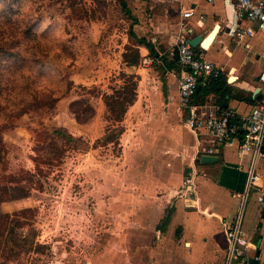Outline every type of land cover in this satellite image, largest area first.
Instances as JSON below:
<instances>
[{
	"label": "rangeland",
	"instance_id": "rangeland-1",
	"mask_svg": "<svg viewBox=\"0 0 264 264\" xmlns=\"http://www.w3.org/2000/svg\"><path fill=\"white\" fill-rule=\"evenodd\" d=\"M45 1L47 4L54 2ZM75 1L87 15L80 18L77 11L67 10L59 20L72 22L87 32L95 45L90 51L82 48L85 43L80 35L75 70L68 73L63 70L60 80L56 73L49 72L47 77L38 80L37 93H45L42 87H53L58 91L65 84L61 83L64 75L72 80V86L67 91L65 87L61 92L56 91L57 98L35 102L20 81L14 83L13 94L2 98L10 105L0 115L7 174L0 187L16 186L17 179L24 177L20 182L31 184V192L24 198L0 202V234L4 233L0 239L3 246L0 247V264H93L105 261L121 264L122 251L127 249L122 240L130 241V255L136 252V227L143 223L140 211L143 200L149 199L150 205H160L159 185L153 184V172L145 170V165L151 160L170 165L160 161L165 155L162 150L170 149L165 140L168 137L146 134L148 129L137 125L132 111L125 122L128 130L122 134L121 144L103 140L109 130L121 124L108 118L103 94L111 93L113 87L126 79L122 54L126 46L130 47L131 19L121 11L117 0ZM135 2L138 1L129 3L132 14L137 17L142 5L137 6ZM26 7L31 8L30 5ZM146 11L150 17L152 9ZM46 25L45 19L40 28L44 29ZM75 100H81L83 108H88L89 103L95 108L89 120L81 122L71 111L70 105ZM87 117L88 114L82 113L81 118ZM53 126L66 129L91 147L85 150L65 146L59 154L54 155L53 151L49 160V144L54 139L46 130ZM150 145L160 147L158 153L148 150L145 153L143 148ZM139 149L141 155L137 153ZM30 172L36 175L32 181L27 179ZM139 172L148 176L146 183H136ZM161 198L160 206L170 210L172 198L168 195H161ZM10 232L14 237L18 234L29 237L21 243L19 251L16 248L14 252L10 251L12 246L6 243ZM153 239L154 246L161 242V248L167 251L169 238L166 231L164 237L156 235Z\"/></svg>",
	"mask_w": 264,
	"mask_h": 264
},
{
	"label": "crops",
	"instance_id": "crops-1",
	"mask_svg": "<svg viewBox=\"0 0 264 264\" xmlns=\"http://www.w3.org/2000/svg\"><path fill=\"white\" fill-rule=\"evenodd\" d=\"M126 1L132 9L129 2L134 0ZM137 1L135 5H142V8L133 30L148 44L137 40L131 42L128 36L131 48L126 46L122 54L124 73L135 74L137 83L136 100L128 107L121 122L125 128L122 134L127 132L125 122L134 111L131 116L138 126L144 125L143 129H148L146 134L168 137L165 140L170 149L162 150L165 155L160 161L170 165L151 160L146 163L145 170L153 172V184L159 185L157 192H160L152 193L158 194L160 205L161 195L170 196L172 203L171 209L167 210V206L150 205L149 199L143 200L140 208L143 223L136 227V252L130 255V241L122 240L127 249L122 251L121 264H222L227 247L225 222L239 207L252 155L241 154L237 141L218 144L205 129L193 132L187 127V110L181 106L180 99L182 69L177 59L176 39L180 22L184 20L182 13L189 9L195 12L185 18L190 38L201 35L204 40L215 30L210 45L204 47L200 43L197 52L221 66L224 79L214 91L199 90L196 104H212L219 110L230 109L239 115H247L264 99V85L259 81L264 69V34L238 42L236 29L248 22L237 18L233 0ZM146 6L152 9L150 17ZM125 55L131 60L138 58V63L124 62ZM144 58H153V61L144 65ZM159 148L150 145L143 149L145 153L148 150L156 154ZM140 152L139 149L137 153L141 155ZM205 155L214 158L203 160ZM256 171L260 178L248 198L243 228L249 241L248 260L254 262L257 259L255 264H264V207L258 200L260 194L264 195V154L256 160ZM139 175L136 183H146L148 176L144 172ZM187 178L192 182L186 183ZM167 215L170 219L164 225L162 222ZM165 231L169 238L167 251L161 248V242L154 246L153 239L156 235L164 237ZM235 264L246 263L237 261Z\"/></svg>",
	"mask_w": 264,
	"mask_h": 264
},
{
	"label": "trees",
	"instance_id": "trees-1",
	"mask_svg": "<svg viewBox=\"0 0 264 264\" xmlns=\"http://www.w3.org/2000/svg\"><path fill=\"white\" fill-rule=\"evenodd\" d=\"M117 2L121 7V11L126 17L131 19L128 32L131 42L137 40L136 42L138 43L148 44L145 38H138L133 30V25L138 22V19L132 14L127 1L117 0ZM43 3H46V1L0 0V115L9 108L10 104H8V100H2V98L13 94L15 82L23 81L20 85H23L27 89L29 96L35 102L45 98H57L58 95L56 96V93L63 91L64 87L67 91L73 84L67 75H64L61 79V83L64 82L65 84L58 91L57 88L42 87L45 91L42 94L37 93L39 92L38 80L47 77L49 72H53V75L56 73L58 80L63 70H66L67 73L70 70H75L77 52L80 48L78 45L80 35L85 43L82 48L90 51L95 45L87 32L78 29L72 22L59 20V17L67 10L77 11L80 18H84L87 15L86 10L80 6H76L77 2L75 0H54L53 3H46L45 5ZM26 5H30L31 8L29 9L28 7L27 9ZM45 19L47 20V25L44 29H41L40 26ZM195 50L197 52V49ZM124 62L137 64L138 58L131 60L125 55ZM123 76L126 79L122 84L113 87L111 93L103 94V100L109 112L108 118L118 123L123 121L128 107L134 103L137 97L135 74L123 73ZM223 79L224 76L221 75L207 86H199L196 95L199 93V90H205L206 93L208 90L214 91V88ZM196 95L193 98V102L195 103H197ZM81 102V100L73 101L70 109L79 121L85 122L94 115L95 108L90 103L88 108H83ZM201 102L204 103V100ZM219 106L224 108L222 103H219ZM81 112L88 114V117L81 118ZM124 130V126L119 124V126L109 130L103 140L105 143L114 141L118 143ZM46 131L54 139L49 144L51 148L48 152L49 160L53 151L54 155L58 152L61 153V151H64L65 146L85 150L91 147L88 142L74 136L62 127L53 126L47 128ZM27 175V179L30 181L36 176L32 172ZM5 177H7L6 147L0 128V182ZM22 179L24 177L17 179L19 182L16 186L0 187V202L20 199L30 195L31 184H22L20 182ZM169 219L170 217L167 215L164 220L165 225L169 222ZM12 233L10 232L9 237L6 238V243L12 246L10 251L14 252L15 248L19 251L21 243L28 241L29 237H24L22 234L14 237ZM3 236L4 233L2 232L0 239ZM0 247L3 246L0 245Z\"/></svg>",
	"mask_w": 264,
	"mask_h": 264
},
{
	"label": "built area",
	"instance_id": "built-area-1",
	"mask_svg": "<svg viewBox=\"0 0 264 264\" xmlns=\"http://www.w3.org/2000/svg\"><path fill=\"white\" fill-rule=\"evenodd\" d=\"M214 2L215 0H208ZM237 18L247 21V25H240L235 37L240 43L248 37L264 34V0H233ZM189 9L182 13L179 32L176 39L177 58L182 69L179 82L181 106L187 110L186 125L193 132L205 129L218 144H232L239 142V152L252 155L247 171L244 192L240 194V203L235 215L225 222L227 247L222 264H235L248 260L249 241L243 228V220L248 198L260 176L256 171V160L264 154V99L255 105L247 115H239L230 109H222L212 104L198 105L193 102L199 86H207L222 74L221 66L199 55L191 45L185 18L194 15ZM153 58H144V65L150 64ZM259 81L264 85V69L259 75ZM192 179L187 178L186 183ZM260 205L264 207V195L258 196Z\"/></svg>",
	"mask_w": 264,
	"mask_h": 264
},
{
	"label": "water",
	"instance_id": "water-1",
	"mask_svg": "<svg viewBox=\"0 0 264 264\" xmlns=\"http://www.w3.org/2000/svg\"><path fill=\"white\" fill-rule=\"evenodd\" d=\"M218 28V27H217ZM215 31V30H214ZM212 32L206 39H202V36L201 35H196V36H194V37H191L190 39H189V41H190V43H191V45L195 48V49H197V47L200 45V43H201V45L202 46H204V47H208L209 45H210V43L212 42V39H213V37H214V35H215V32ZM200 52V51H199ZM214 157L213 156H210V155H205V156H203V160H206V161H210V160H212ZM258 247H259V244H258ZM258 255H259V252L257 253ZM258 262V260L256 259L255 261H254V263H257Z\"/></svg>",
	"mask_w": 264,
	"mask_h": 264
}]
</instances>
